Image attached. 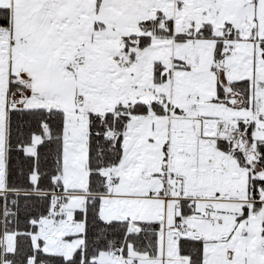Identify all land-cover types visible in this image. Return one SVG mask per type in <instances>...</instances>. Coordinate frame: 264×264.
Wrapping results in <instances>:
<instances>
[{"label":"snow or ice","instance_id":"1","mask_svg":"<svg viewBox=\"0 0 264 264\" xmlns=\"http://www.w3.org/2000/svg\"><path fill=\"white\" fill-rule=\"evenodd\" d=\"M0 264H264V0H0Z\"/></svg>","mask_w":264,"mask_h":264}]
</instances>
